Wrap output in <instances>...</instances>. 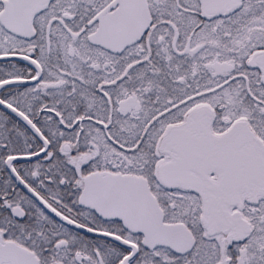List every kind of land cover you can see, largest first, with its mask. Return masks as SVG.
I'll return each mask as SVG.
<instances>
[{
    "label": "snow or ice",
    "instance_id": "1",
    "mask_svg": "<svg viewBox=\"0 0 264 264\" xmlns=\"http://www.w3.org/2000/svg\"><path fill=\"white\" fill-rule=\"evenodd\" d=\"M0 264H264V0H0Z\"/></svg>",
    "mask_w": 264,
    "mask_h": 264
}]
</instances>
